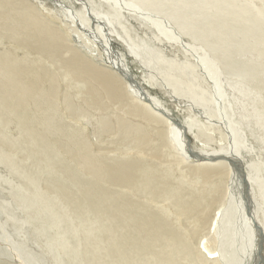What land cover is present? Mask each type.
I'll return each mask as SVG.
<instances>
[{"label": "bare ground", "instance_id": "1", "mask_svg": "<svg viewBox=\"0 0 264 264\" xmlns=\"http://www.w3.org/2000/svg\"><path fill=\"white\" fill-rule=\"evenodd\" d=\"M56 1L63 3L60 4L61 8H64L62 12H68L70 18L78 23L79 28L81 26L80 29L84 30L90 39L101 44L104 51L108 53L109 67H112L119 77L82 59L78 54L72 57L69 65H75V70L79 74L91 77L97 87L103 89L111 98L121 96L122 91L119 87L122 82L127 87V92L130 86L133 90L131 95L146 101L147 105H144L145 108L140 112L151 121L163 123L166 138L167 134L171 133V146L179 149L185 157L195 156L198 161H201L197 162L199 166L196 173L198 172L197 174L204 180V187L193 194V200L187 201L180 194L179 186L180 184L190 185L197 181L186 182V179L177 173L175 165L151 169L146 162L137 158L131 163L128 161V164L125 162L116 166L113 168L115 169L113 173L110 172L111 169L108 171L104 169L105 179L107 177V180L109 178L111 181L124 185L126 190L144 192L151 201L159 198L162 201L168 200L174 212L168 209V205L159 204L158 211L145 210V205L139 208L131 206L128 205L130 203L125 204L126 198L122 199L105 189L93 187L85 194L92 199L93 205L90 204V210L98 213L102 222L97 218L98 221L85 219L86 211L80 222L74 223L69 215L56 206L54 199L38 186L34 176L25 177L31 186L28 189L24 185L15 186L6 175L0 174V184L4 185L10 193V202L5 204V206L10 205L7 207L10 212L9 218H13L20 228H25L29 235L42 245L43 251L50 256L52 264H85L83 253L93 250L97 243L90 244L85 249L81 248L76 242L79 236L78 229L81 232L80 235L86 238L87 236L95 237L102 227L104 236L110 237L109 245L112 249L118 250L121 245L130 243L134 252L138 253L140 250L148 252L153 243L160 242L165 249L164 253L161 251L157 253V256L147 259L146 264H159L160 258L169 262L180 248H185L186 238L181 239L180 233L174 230L175 227L168 226L167 220L170 218L168 216L175 213L176 219L179 214L201 212L208 207L204 202L206 198L209 199L207 195L217 190L219 180L223 181L222 175H219L221 173L219 167L224 165V175L227 178V186L224 188L225 196L223 195L224 200H221L213 213L209 229L211 230L215 221H219L217 213L224 212L223 210L226 209L222 206L225 205L227 193H230V196L232 193L233 199H230L229 213L226 214L227 216L224 215L222 220L220 219L221 229L223 228L221 236H227L228 251L235 259L238 258L240 264H264V63H259L260 51L264 50V47L248 57L249 61L261 65L262 68L258 74L231 69V66L224 74L233 75V77L221 76L219 72V58L223 54L221 49H224L225 53L230 50L238 53L241 40L236 37L240 33L245 37L256 33L252 36L255 39L254 44L264 45V0H101L106 3L103 5L104 8L95 6V0H77L78 5L82 3L91 11L94 22L97 20L93 25L94 29H90L89 23L84 21L83 10L76 8L74 11L65 5V0ZM0 2L7 4L9 12L18 13L24 22L32 24L36 31L35 35H38L39 39L41 36H45L44 41L51 39L53 44L51 41L43 43L40 41L41 45L46 43L45 46L48 45V49L49 46L51 47L50 51L47 49L49 54L57 52L59 46L53 41L57 36L56 31L47 28L37 19L34 7L30 3L23 0L14 2L0 0ZM179 3L187 4L181 7L182 12L179 10ZM16 4L18 7L15 8L16 11H13L12 8ZM129 17H133L134 23L128 20ZM228 32L231 34L228 35ZM185 36L190 40L189 42L182 41V37ZM115 39L124 41V48L117 50L112 43ZM163 43L178 46L180 51L184 54L189 53L190 57L179 59L175 55L166 56L160 49ZM127 51L146 70V77H143L141 81L148 83L158 81L170 88L174 94L183 96L187 99L185 103L196 108L207 123L191 117L177 118L164 107L158 97L142 88L141 83L144 85L145 83L138 81L128 68L127 54H125ZM8 60V57L0 56V79H6L8 73L12 72ZM226 61L230 64L231 58H227ZM10 88L13 90L14 97H10L8 104L0 101V107L6 109V120H8L6 123L11 125L14 122L13 125L18 131H22L21 134L29 138L37 137L36 130L24 125V120L28 117L19 111V105L24 99L36 108L37 98L44 92L43 86L29 78L27 82H13L12 87L7 90ZM5 94L0 98L4 99ZM13 116L19 117L18 120ZM40 124L49 128V132L66 136L71 134L68 129L56 127L53 116H47L43 111L40 114ZM215 129L224 130L222 134L224 141H228V144L221 145L218 149H208L206 146L210 141L209 131ZM199 135L200 137L205 135L206 138L202 141L201 147L193 148L191 145L194 141L190 144L187 138L189 136L199 138ZM70 140L71 152L79 153L82 158L84 157L83 167L99 177L102 174L101 164L89 155L85 157L87 146L85 147L77 138L75 139L74 134ZM41 146L43 151L56 153L50 144ZM241 151L253 157L245 163ZM185 157L182 158L185 159ZM213 157H223L228 163L225 161L212 163ZM130 168L132 171L129 170ZM214 173L218 175L211 178ZM68 176L72 177L73 181L77 179V173H72V170H69ZM171 183L178 185L174 187L170 185ZM154 184L159 189H156ZM188 191L195 192L191 189ZM116 226L124 229L119 236L114 232ZM45 231L50 232L43 237L42 234ZM127 233L129 236L126 237ZM99 248L101 250L103 246L99 244ZM216 251L217 248L214 246V249L210 251L211 255L204 257L205 260H211V264H219L220 260ZM123 260L125 262L126 258Z\"/></svg>", "mask_w": 264, "mask_h": 264}, {"label": "rangeland", "instance_id": "2", "mask_svg": "<svg viewBox=\"0 0 264 264\" xmlns=\"http://www.w3.org/2000/svg\"><path fill=\"white\" fill-rule=\"evenodd\" d=\"M14 1L20 0H12V2ZM23 1L30 3L34 7L37 19L43 25L56 31L57 36L53 41L58 44L59 49L57 52L54 51L49 54L48 50L51 47L49 46L48 49V45L45 46L46 43L41 45V42H49L51 39H45L44 41L45 36H41L39 39V36L35 35L36 31L32 24L24 22L18 13L9 12L7 4L4 5L0 2V56L9 58L10 64H8L12 71L8 73L6 79H0L1 98L6 93L4 99L0 98V101L3 104H8L10 97H14L12 88L7 90V88L12 87L13 82H27L29 78H32L34 82L44 88V92L37 98L38 106L36 105V108L31 105V102H27L24 99L21 100L19 105V111L28 117L25 118L24 125L36 130L38 133L37 137L32 136L29 138L21 134L22 131H18L13 125L14 122L8 125L6 123L8 121L6 120V109L0 107V174L6 175L15 186L24 185L28 189L31 186L25 177L34 176L33 178L38 186L54 199L56 206L69 215L74 223L80 222L83 213L86 211L85 219L90 218L92 221L101 220L102 222L101 216L90 210V204L93 205L92 199L85 194L93 187L105 189L122 199L126 198L124 199L125 204L130 203L128 205L131 206L139 208L145 205V210L155 209V211H158L159 204L168 205V209L174 212V208L169 206L171 203L168 200L162 201L159 198L156 201H151L144 192L126 190L124 185L111 181L109 178L108 181L107 177L105 179L104 169L107 171L111 169L110 172L113 173L115 170L113 168H116V166H120L125 162L128 164V161L131 163L133 162L132 160L137 158L146 162L151 169L155 167L159 169L167 166L173 167L175 165L177 173L181 174L186 179V182L197 181L190 185L180 184L179 186L180 194L187 201L193 200V194L204 187V180L197 174L198 172L196 173L198 170L197 166H199L197 162L201 161H198L195 156L185 157L180 153L179 149L171 146V133H169L170 135L167 134L166 138L163 131L165 130L164 124L151 121L140 112L147 105L146 101H141L131 95L133 90H131L130 86V89L128 88L129 92H127V87L122 82L119 87L122 94L118 90L121 96L111 98L103 89L101 90V88L97 87L96 82L91 77L79 74L75 70V65H69L72 57L78 54L82 59L90 61L91 64L118 76L113 68L109 67L107 63L108 53L104 51L101 44L94 39H90L84 33L85 31L80 29L81 26L79 28L78 23L70 18L68 12H62L64 8H61L60 4L63 3L56 0ZM78 2L77 0L64 1L65 5L71 10L75 11L76 8L83 10L84 21L89 23L90 29H94L93 25H95L97 20L94 22L95 19L91 11L83 6L82 3L78 5ZM104 4L106 3L101 0H95L94 2V5L98 8L99 6L104 8ZM179 4V10L182 12L181 7L187 4ZM17 7L18 4L13 6L12 10L16 11L15 8ZM132 18L129 17L128 20L134 23ZM135 26L137 27V25ZM227 34L230 35L231 32ZM255 35L256 33L245 37L244 34L240 33L236 37L241 40V48L238 53L231 52V50L225 53V50L221 49L223 53L221 54L222 57L219 58L221 76L233 77V75L224 74L230 66L231 69L245 70L248 73L258 74L260 72L262 67L259 63H264V50H261L264 45L254 44L255 39L252 36ZM182 41L189 42L190 40L185 36L182 37ZM112 43L117 50H121L125 42L115 39L114 41L112 40ZM178 48L176 45L171 46L167 43L160 45L161 51L166 56L175 55L179 59L190 57L189 53L184 54ZM259 50H261L259 63L249 61L248 57ZM125 54H127L130 72L136 76L138 81H141L143 77H146L145 68L140 66L139 61H135L128 51ZM227 58H231L230 64H228L229 61H226ZM121 81L122 79L120 78ZM143 83L145 85L141 83V87H144L148 93L158 97L164 107L177 118L191 117L197 121L203 120V116L196 108L185 103L187 99L174 94L170 88L162 83L158 81ZM15 94L17 95L16 91ZM42 111L47 116H53L56 127L68 129L71 134L66 136L59 135L57 132H49V128L40 124ZM13 118L18 120L19 117L13 116ZM203 122L207 123L206 120H203ZM222 132L224 133L223 129L209 131L210 141L207 143L206 148L218 149L221 145L228 144V141H224ZM72 134H74L75 139L77 138L85 147L87 146L85 157L89 155L101 164L103 175L100 174L101 176L97 177L90 173L89 170L83 167L84 163L82 162L85 161V158H82L79 153L77 155L73 151L71 152L70 144L72 139L70 140V137ZM198 137L190 138L189 136L187 138L190 144H193L194 141V146L191 145L193 148L201 147L202 141L206 138L205 135L202 137L199 135ZM49 144L53 146L56 153L52 154V152L42 150L43 146L41 145ZM241 155L245 163L253 157L245 151H241ZM178 157L185 161L182 162L179 159V162ZM182 157H185V159ZM212 161V163L214 161L219 163L227 162L223 157H213ZM219 169H221L219 175H222L223 181L221 182L220 179L216 186L217 190L207 195L209 199L206 198V200L211 201L205 200L204 204L208 207H205L204 210L202 209L201 212L179 214L176 219L174 217L175 213H172V216H168L170 217L167 220L169 222L168 226L170 228L172 226L175 227L174 230L180 233V238H186V244H184V249L180 248L175 253L172 260L165 262L160 258L159 264H211V260L207 261L204 257L211 255L210 251L214 249V246L217 248L215 253L219 256V264H240L238 258L236 257V260L233 254L230 255L228 251L229 239L227 236H221L223 228L221 229L220 219L222 220L223 216L229 213L228 207L230 199H233L232 193V196L227 193L225 205L222 206L226 207V209L223 210L224 212L220 211L218 212L219 214L217 213L219 221H215L211 230L209 229L215 209L220 205L221 200H224L226 191L224 188L227 186L224 165L221 168L219 167ZM69 170H72V173H77L76 180L73 181L72 177L68 176ZM129 170L132 171V168ZM156 173L158 172L156 171ZM217 175L214 173L211 178ZM170 185L175 187L178 184L171 183ZM155 188L159 189L157 186ZM189 189L195 192L190 193ZM9 202L10 193L4 185L0 184V264H52L50 256L43 251L42 245L33 236L29 235L25 228H20L13 218H9L10 212L7 207H10V205L5 206ZM115 228L114 232L117 236L124 232V229L119 226ZM126 229L128 228L126 227ZM103 230V227L99 229L95 237L87 236L83 238L78 229L79 236L76 242L81 248L85 249L90 244L97 243L93 250L83 253L85 264H128L129 260V264H146L147 259H151L153 256H157V253L159 254L161 251L164 253L165 251L160 242L153 243L148 252H146L147 250H140L141 252L136 253L130 243L121 245L118 250L112 249L109 245L110 237L104 236ZM49 232L45 231L42 236H47ZM128 233L125 234L126 237L129 236ZM98 243L103 246L101 250ZM122 256L126 258L125 262Z\"/></svg>", "mask_w": 264, "mask_h": 264}]
</instances>
